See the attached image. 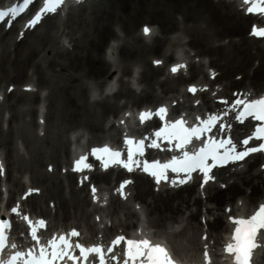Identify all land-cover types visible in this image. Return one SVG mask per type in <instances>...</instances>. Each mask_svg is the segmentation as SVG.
I'll return each mask as SVG.
<instances>
[{"label":"bare ground","instance_id":"6f19581e","mask_svg":"<svg viewBox=\"0 0 264 264\" xmlns=\"http://www.w3.org/2000/svg\"><path fill=\"white\" fill-rule=\"evenodd\" d=\"M85 9L88 11L85 12ZM81 10L74 14L72 10L68 12V15L73 14L71 17H75L79 25L75 31L66 34L65 30H60V23L52 20L46 32L26 50L30 57L35 56L37 50H43L50 41H54L57 32L65 34L60 46L51 49L47 72L39 66L38 60L31 62L38 82L45 89L42 135L37 134L36 117H32L37 97L32 92L19 90V95L15 97L9 95L11 92L3 91L6 100L15 97L8 102L11 114L6 118L5 127L0 116V147L8 184L7 201L14 199L18 189H24L23 174L26 173V186L41 190L39 195L31 194L27 203L31 209L38 206L37 215L48 217L53 227L77 226L94 237L101 231L108 238L117 232V226L122 227L120 232L129 228L145 231L137 222L129 220L143 212L148 229L155 227L157 234L166 237L177 256L199 261L200 236L204 232L207 234L206 242L211 243L215 252L221 232L227 230L230 215L244 213L246 216L259 202H264V170L259 169V165L264 163V156L260 153L246 160L242 168L219 169L218 178L202 189L196 187L198 183H193L176 190L155 191L147 177L135 175L131 199L134 198L133 203L137 202L140 212L115 195L110 196L105 209L95 205L90 208L86 184L76 187L73 172H67L63 177L59 169L67 163L71 151L70 132H86L85 146L97 143L105 136L114 140L119 130L113 123L107 130L104 123L110 116L114 119L121 107L132 109L155 104L163 98L177 99L174 94L161 97L156 93L155 86L162 93H180L183 97L180 106L193 109L188 99L190 95L178 88V83L186 76L165 73L164 66L154 65V58L149 59V56L162 50H168L163 55L167 61L173 59L174 47L183 45L194 50L195 56L207 57L206 68L218 71L217 78L223 79L221 95L231 94L227 89L232 86H240L237 89L242 90L240 96L247 92L255 95L264 93V42L248 34L254 17L244 14L229 0H96L89 6L83 5ZM139 20H143L140 26L156 25L151 39L146 40L141 30L136 32L135 25ZM11 33L12 30L6 31L0 37V47L9 40ZM107 37H112L114 45L108 43L104 48ZM23 40H14V49ZM107 48L112 56L107 55ZM4 55L0 58V82L4 78L23 76V59L20 56L9 59ZM187 58L190 77L203 71L204 61L195 62L191 56ZM132 64L138 66L135 86L123 78L132 76ZM160 74L165 77L159 78ZM235 74H240L238 80L233 79ZM113 82L117 83L113 94L91 97L92 88L108 87ZM119 97L124 98L122 104L117 101ZM200 98L209 100L205 92L200 94ZM18 102L24 103L25 107L16 109ZM213 107L219 105L214 104ZM199 109L204 108L200 106ZM173 110L178 111L177 107ZM26 115H29L28 119ZM230 131L236 140V130L233 128ZM17 139L23 147L22 151L18 148ZM256 161H259L257 169L254 167ZM48 165L52 166L50 172L46 169ZM110 174V171L93 173L91 179L103 187L100 181L108 180ZM49 201L53 203L52 213L46 205ZM122 209L126 216L124 219L118 214ZM99 210V222L106 221L108 225L98 230L90 215L94 216ZM199 217L206 219L205 229L198 221ZM257 244V264H264V231L257 237Z\"/></svg>","mask_w":264,"mask_h":264},{"label":"snow or ice","instance_id":"6c2138e0","mask_svg":"<svg viewBox=\"0 0 264 264\" xmlns=\"http://www.w3.org/2000/svg\"><path fill=\"white\" fill-rule=\"evenodd\" d=\"M31 3V0H25L24 7H27ZM64 3V0H44V5L40 12L30 21L29 26H34L42 18L43 14L55 13ZM245 4H248V13L264 14V0H244ZM23 8L14 9L13 15L18 12L23 11ZM9 15L8 12H0V20H3L5 16ZM145 35L150 34V29L146 26L143 29ZM252 35L258 37H264V28H253ZM156 63H159L157 61ZM184 65H177L172 68V72H177ZM190 91L195 92L196 89L192 88ZM237 105L243 104V111L239 113L238 119L243 120L245 117H253L255 120L264 122V99L255 100L250 103H245L242 100L236 101ZM166 109L160 108L156 115L160 116L161 119L166 115ZM151 113H142L140 116L141 122L151 117ZM217 117H210L208 120L202 122V126L199 127H187L184 120H178L171 124H165L160 131L155 133L157 138H163L169 143L176 141L174 147L178 150L184 149L187 145L192 143L193 138L200 139L205 133L210 132L212 127L215 126ZM255 137L257 139L264 138V125L258 127L255 132ZM129 145L127 152V162L121 160V153L119 151H114L107 146L93 149V155L103 162L105 168L109 167L110 164H122L123 167L128 168L130 171L132 165L136 164L139 166L140 162L134 160L135 154L143 155L144 152V140L134 142L131 139L126 140ZM231 140H214L209 139L204 147H201L194 154H189V152H183V157L177 159L173 157L167 163H160L159 161L153 162L151 164L145 162L143 164V170L145 172H150L159 183L161 180H167L166 172L171 170L174 173H185L187 177L191 178V173L196 170L201 171L204 174V182L207 183L208 180L212 179L209 173L212 168L217 165H222L228 161H239L243 160L250 152L264 151V144H261L258 148H248L245 151L237 152L235 147H227L231 145ZM249 140H244L243 144L247 145ZM150 147H159V144L154 140ZM225 149L224 153L221 155L219 150ZM87 157H81L76 162L77 171L82 170L83 167H89L85 163ZM211 159L212 164L208 161ZM176 181H173L175 183ZM186 180L181 179L179 183H185ZM124 185H121V191ZM95 191V190H93ZM14 213L18 212L17 208H13ZM27 219V217H25ZM231 222L234 224V230L231 236V242L225 245V252L234 257V264H250L251 254L254 248L258 247L257 237L260 235L261 231L264 230V204L258 206L257 210L249 217L244 218H230ZM39 226L43 227L44 222L40 221ZM11 225L7 221H0V252H3L8 245V236L6 230L9 229ZM71 236H78L79 233L73 231ZM32 239L36 241L38 245L37 250H29L27 253L16 252L11 256L6 262L0 260V264H59L65 258L71 260L73 264L79 259L87 261L89 255L96 254L99 258V264H106L104 258V249L99 246H93L91 248H85L80 244H75L65 236H60L58 238H53L48 242L47 246L40 245L39 237L37 236V228L32 227L31 229ZM125 242L126 249L123 259V264H175L173 258L171 257L168 250L160 244H153L148 239L142 240H131L125 239V237H117L113 241V245H119L121 242ZM13 248L16 247L15 244L12 245ZM75 247L79 249V257L72 254L71 250ZM108 252H113L114 248L109 247ZM207 264H210V258L208 256L207 250L204 253ZM113 259L116 257L113 256Z\"/></svg>","mask_w":264,"mask_h":264},{"label":"rangeland","instance_id":"374dc122","mask_svg":"<svg viewBox=\"0 0 264 264\" xmlns=\"http://www.w3.org/2000/svg\"><path fill=\"white\" fill-rule=\"evenodd\" d=\"M0 1H2V0H0ZM90 3L91 2H88V3L83 4V5L89 6ZM83 5L72 8L73 14L77 13L78 11H82L81 8ZM87 9H85L84 11L87 12L88 11ZM72 15L66 14L62 18H52V19L45 21L41 26H39L36 30H34V32H32L28 36H26L25 39L22 41V43L19 46H17L15 49H14L12 43L16 39V33L15 32L11 33L9 40L6 41V43L3 44L2 47H0V58H1L2 54H5L3 57H8L9 59H13V57H15V56H20V59H23L22 60V63H23L22 68H23L24 75L18 76V77H11V78L2 79L1 80L2 82H0V90L1 91H4L6 85H8L9 88H12V92L9 95H15V97H17L19 95L18 91L20 90L21 85L23 83H27V82L31 81L35 86V90H33L32 94H34L37 97L36 101L33 103L34 107L36 108L35 104L39 99V91H43L44 95H45V89L43 88L44 86L41 87L42 85L38 82L39 81L38 76H37L36 71H35L33 65L31 64V62H32V60H38L39 66H41V68H43L44 71L47 72L50 69L48 57H50V55L52 53L51 49H55L56 47L60 46L62 40L64 39L65 34L63 33L60 35L59 32H57L56 36L53 38L54 41H50V44L47 45L43 50H37L35 56L30 57V54H27L26 50H27L28 46H31L32 44H34V42L36 41L38 36H40L46 32V28L48 27L47 25L52 20L58 21L60 23V27H61L60 30H62V29L65 30L66 34H69V32H71V31H75L79 25H78V23L75 22V20H74L75 17H71ZM142 21L143 20H139L138 22H136L135 30L137 33L139 31V28H140L139 26L141 25V23H143ZM2 36H4V32L0 30V37H2ZM111 41H113L112 37H107L106 42L103 45L104 48ZM162 51H160L158 54H154V55L149 56V59H150V57L161 56L165 52V51H163V53H162ZM0 63H1V60H0ZM131 67H135V65L132 64ZM159 76H161V75H159ZM189 81H192V80H190V78H188L186 80V82H182L181 84H185ZM236 87L237 86H235V88ZM155 88H156V93L159 92L158 94H161V96L165 95V94L161 93V90L157 86H155ZM10 91H8V92H10ZM169 93L170 92H168L167 94H169ZM15 97L9 98V100H6L7 98L5 96L3 98H0V116L2 119V126L3 127H5L6 118L9 116V114H11V109H10V107H8V102L9 101L12 102ZM119 98H117L118 101L120 100ZM42 99L44 102L43 104L45 105L44 96L42 97ZM22 107H25V104L22 102H18L15 104L16 109H20ZM121 110H122V108L120 109V111ZM35 115H36V111H34V114L32 117L35 118ZM25 118L28 119L29 115H26ZM16 142H17V145L21 148V149L19 148V150L22 151L23 147H22L20 141L17 139ZM2 152H3L2 148L0 147V153H2ZM23 177H26V180H27L28 174L24 173ZM5 183L7 184L6 181H5ZM0 184H1V181H0ZM19 191H21V190L18 189V191H16V193H18ZM26 205H27V208L32 212L36 213L39 211L38 207L31 209V207L29 206L28 203ZM44 205H45V202H44Z\"/></svg>","mask_w":264,"mask_h":264}]
</instances>
